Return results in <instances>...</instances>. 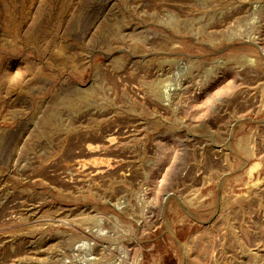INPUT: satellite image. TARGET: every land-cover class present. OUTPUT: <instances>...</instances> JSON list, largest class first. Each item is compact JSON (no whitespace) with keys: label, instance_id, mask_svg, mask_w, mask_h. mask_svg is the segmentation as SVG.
Here are the masks:
<instances>
[{"label":"rangeland","instance_id":"374dc122","mask_svg":"<svg viewBox=\"0 0 264 264\" xmlns=\"http://www.w3.org/2000/svg\"><path fill=\"white\" fill-rule=\"evenodd\" d=\"M0 264H264V0H0Z\"/></svg>","mask_w":264,"mask_h":264},{"label":"trees","instance_id":"16d2710c","mask_svg":"<svg viewBox=\"0 0 264 264\" xmlns=\"http://www.w3.org/2000/svg\"><path fill=\"white\" fill-rule=\"evenodd\" d=\"M176 237H177L179 240H182V237L179 236L178 234H176Z\"/></svg>","mask_w":264,"mask_h":264}]
</instances>
